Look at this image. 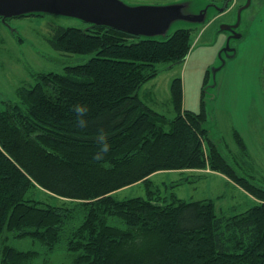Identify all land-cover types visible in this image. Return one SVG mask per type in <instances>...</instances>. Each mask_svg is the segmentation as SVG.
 <instances>
[{
	"label": "trees",
	"instance_id": "trees-1",
	"mask_svg": "<svg viewBox=\"0 0 264 264\" xmlns=\"http://www.w3.org/2000/svg\"><path fill=\"white\" fill-rule=\"evenodd\" d=\"M31 15L46 14L18 17ZM48 44L93 56L61 73H36L34 84L17 90L18 102L0 108V264H35L55 252L66 254L67 264H264V187L224 158L203 108L182 107L180 79L170 84L173 118L138 96L157 64L185 61L191 30L153 40L85 23L56 27ZM76 103L90 109L83 130L70 111ZM100 129L111 148L97 162ZM234 140L246 154L237 132ZM205 168L232 181L253 205L228 216L216 214L212 200L155 197L154 174ZM135 184L145 186V198L115 197ZM23 240L35 249L11 246Z\"/></svg>",
	"mask_w": 264,
	"mask_h": 264
},
{
	"label": "rangeland",
	"instance_id": "rangeland-1",
	"mask_svg": "<svg viewBox=\"0 0 264 264\" xmlns=\"http://www.w3.org/2000/svg\"><path fill=\"white\" fill-rule=\"evenodd\" d=\"M117 1L122 9L156 10L150 25L139 32L142 39L163 40L177 29L191 30L192 46L185 61L157 64L156 77L138 90L140 100L173 118L170 84L180 79L182 107L195 113L203 108L205 128L224 158L239 176L252 177L264 187V0H251L241 12L236 29L239 38L220 28L236 23L247 0ZM58 26L83 28L85 23L58 15L0 18V108L6 102H18L17 90L34 84L36 73H61L64 67L85 64L93 56L54 50L48 41ZM227 43L237 52L233 59L224 51ZM223 61L225 66L218 70ZM234 132L246 144V154L237 146ZM151 181L157 200L170 194L185 201L212 200L218 215L242 213L255 201L224 175L208 168L159 172ZM146 196L145 186L138 184L115 195L119 200ZM11 246L21 251L35 249L30 240L12 241ZM69 259L55 252L41 256L35 264H67Z\"/></svg>",
	"mask_w": 264,
	"mask_h": 264
},
{
	"label": "water",
	"instance_id": "water-1",
	"mask_svg": "<svg viewBox=\"0 0 264 264\" xmlns=\"http://www.w3.org/2000/svg\"><path fill=\"white\" fill-rule=\"evenodd\" d=\"M114 1L0 0V18L5 19L28 14L66 16L80 19L86 24L107 26L126 31L140 37L139 32L148 27L152 19L156 17V10L142 8L134 10L122 9L117 5L118 1ZM250 3L251 0H247V3L239 9L235 24L224 25L220 29L222 31L230 32L233 38H239L240 35H237L235 30L240 24L241 12L246 9ZM224 51L229 59H233L236 56L235 49L230 48L228 43ZM224 66L225 61L222 62V65L218 68V70L222 69Z\"/></svg>",
	"mask_w": 264,
	"mask_h": 264
},
{
	"label": "clouds",
	"instance_id": "clouds-1",
	"mask_svg": "<svg viewBox=\"0 0 264 264\" xmlns=\"http://www.w3.org/2000/svg\"><path fill=\"white\" fill-rule=\"evenodd\" d=\"M70 111L75 115L74 125L76 128L83 130L89 127L92 121L88 119L90 115L88 105L76 103L72 105ZM95 140L99 147L93 159L100 162L104 160L105 156L110 151L111 145L109 144V136L103 129H100L96 133Z\"/></svg>",
	"mask_w": 264,
	"mask_h": 264
},
{
	"label": "crops",
	"instance_id": "crops-1",
	"mask_svg": "<svg viewBox=\"0 0 264 264\" xmlns=\"http://www.w3.org/2000/svg\"><path fill=\"white\" fill-rule=\"evenodd\" d=\"M236 56H237V52H236ZM185 109V108H184Z\"/></svg>",
	"mask_w": 264,
	"mask_h": 264
},
{
	"label": "flooded vegetation",
	"instance_id": "flooded-vegetation-1",
	"mask_svg": "<svg viewBox=\"0 0 264 264\" xmlns=\"http://www.w3.org/2000/svg\"><path fill=\"white\" fill-rule=\"evenodd\" d=\"M236 31V30H235Z\"/></svg>",
	"mask_w": 264,
	"mask_h": 264
}]
</instances>
